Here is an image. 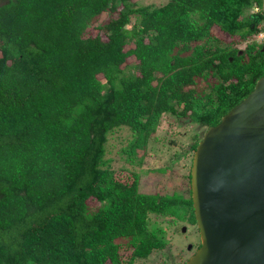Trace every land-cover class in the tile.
<instances>
[{"label": "trees", "instance_id": "obj_1", "mask_svg": "<svg viewBox=\"0 0 264 264\" xmlns=\"http://www.w3.org/2000/svg\"><path fill=\"white\" fill-rule=\"evenodd\" d=\"M263 2L0 0V264H133L167 246L151 216L195 224L190 187L140 193L108 135L133 154L162 115L215 126L264 75Z\"/></svg>", "mask_w": 264, "mask_h": 264}, {"label": "water", "instance_id": "obj_2", "mask_svg": "<svg viewBox=\"0 0 264 264\" xmlns=\"http://www.w3.org/2000/svg\"><path fill=\"white\" fill-rule=\"evenodd\" d=\"M189 182L200 245L185 264H264V75L204 131Z\"/></svg>", "mask_w": 264, "mask_h": 264}, {"label": "rangeland", "instance_id": "obj_3", "mask_svg": "<svg viewBox=\"0 0 264 264\" xmlns=\"http://www.w3.org/2000/svg\"><path fill=\"white\" fill-rule=\"evenodd\" d=\"M132 1L138 6H160L169 0ZM103 18L102 14L100 19ZM212 31L221 39L230 40L216 29ZM127 63L125 73H136L133 58H129ZM205 130V127L199 126L190 118L165 114L155 126L154 134L146 139L144 147H138L133 154L123 152L134 139L127 129L108 135L105 159L109 160L107 162L112 169H123L121 176L129 175L128 172L131 171L137 173L140 193L173 194L177 198H188V174L193 156L190 145L195 137L200 139ZM149 222L150 227L157 226L164 230L162 235L167 246L161 251L152 252L146 259L136 258L133 264H185L200 244L195 224L188 222L183 212L174 219L153 215ZM129 253L130 250L121 249L123 259H127Z\"/></svg>", "mask_w": 264, "mask_h": 264}, {"label": "built area", "instance_id": "obj_4", "mask_svg": "<svg viewBox=\"0 0 264 264\" xmlns=\"http://www.w3.org/2000/svg\"><path fill=\"white\" fill-rule=\"evenodd\" d=\"M255 40L258 44L264 46V25H263V29L262 31H260L256 37H255Z\"/></svg>", "mask_w": 264, "mask_h": 264}]
</instances>
